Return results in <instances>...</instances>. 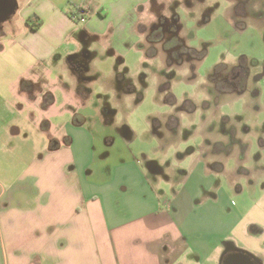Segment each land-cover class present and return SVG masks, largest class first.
<instances>
[{
	"label": "crops",
	"instance_id": "crops-1",
	"mask_svg": "<svg viewBox=\"0 0 264 264\" xmlns=\"http://www.w3.org/2000/svg\"><path fill=\"white\" fill-rule=\"evenodd\" d=\"M13 1L10 5L0 0V264H207L216 253L224 264L229 247L251 264H264L260 218L242 215L231 230L240 229L250 246L222 239L204 247L198 240L204 238L202 232L178 219L174 200L164 198L161 183H154L160 171L156 163L145 170L132 154L109 163L110 149L118 137L129 138V132L93 117L97 98L87 85L102 83L116 99L137 96L140 103L155 86L163 106L174 105L165 101V79L159 77L152 85L145 82L147 62L141 58L143 47L135 30L144 7L163 0H116L122 10L104 17L98 5L91 12L76 6L81 10L77 13L56 0H17L15 12L8 14ZM76 13L86 18L84 25ZM111 18L112 31L106 23ZM170 91L174 93L172 85ZM197 105L194 111L178 108L181 105L167 111L168 131L178 132L170 119L196 118L199 112L203 133L212 128L213 106ZM224 118L225 139L211 133L213 142L204 143V149L224 141L226 155L211 152L212 160L230 161L241 154L246 161V135L239 129L241 143L230 145L232 119ZM22 120L38 136L32 146L40 151L20 172L15 165V135L22 130L15 125ZM204 161L199 154L192 166L202 177L208 174L201 165ZM226 168L211 167V172L222 177ZM257 190L242 187L236 193L250 195L255 209L264 210V194ZM230 194L226 192L229 198ZM250 223L260 226L259 234L249 232Z\"/></svg>",
	"mask_w": 264,
	"mask_h": 264
},
{
	"label": "rangeland",
	"instance_id": "rangeland-1",
	"mask_svg": "<svg viewBox=\"0 0 264 264\" xmlns=\"http://www.w3.org/2000/svg\"><path fill=\"white\" fill-rule=\"evenodd\" d=\"M56 1L58 3L60 1L61 6L69 11H77L76 6L83 5L91 12V8L98 5L102 17L107 16L109 11L114 15L122 10L121 3L117 5L116 0ZM238 1L244 2L247 18H253L255 7L264 12V0H163L158 4L153 3L144 7L145 12L141 13L139 25L135 27L139 34V43L143 47L141 58L147 62L145 82L148 85L149 83L152 85L154 80H159V77L165 79L175 75L171 80L173 94L182 107L187 100L194 105L205 102L207 108L217 105L215 100L212 101L213 97L223 99L220 111H214L216 115L213 117L212 128L209 127L204 133L201 112L196 118L181 116L182 124L179 123L180 119L177 116L170 119L173 120L172 123L177 122L174 128L178 129V132L168 131L170 123L164 122L167 111L179 105H172L170 109H167L166 105L164 107L154 85L146 91L141 103L137 96L133 99H116L112 92L108 93L103 89L105 85L102 83L87 85L90 90L94 88L97 98L93 101L95 108L90 107L94 109L93 117L96 120L98 117L101 120H108L109 125L129 132V138L118 137L115 147L110 149L113 155L109 163L127 159L131 154L141 162L145 170L149 168L150 163H156L160 171L154 183H161L162 191L166 192L164 198L174 200V210L179 209L178 219H183L188 228L202 232L204 238L198 240L204 247L210 242L216 245L222 239H233L241 244L244 241V245L250 246V241L243 238L240 229H235V232L231 230L237 226L242 215L248 220L254 217L264 222V210L259 207L255 209L251 196L237 197L236 193L242 187L248 191L257 187L264 194V145L261 146L257 132L245 133L249 141L247 148L244 149V153H249L246 161L244 160L246 156L241 154L238 159L234 157L230 161L226 157L220 162L212 160L211 152L226 155L224 141L220 144H211L209 150L204 149V143L213 142L211 133L225 139L223 132L219 130L220 117H216L219 113L223 114L222 116L229 115L232 119L229 128H235L236 133L239 129L245 130L247 127L255 126L259 127L260 134H264V77H261L264 74V30H260L263 19L257 18L256 22L249 24L244 35L233 34L230 27L237 20V16L232 12L236 10ZM106 23L108 29L112 31L114 18L108 19ZM179 40L188 48L191 45L198 46V57L185 51ZM99 41L103 42L102 39ZM107 53L106 51L105 56H108ZM243 56L247 58L245 63H241ZM100 62L104 69L105 63ZM194 62L198 64L195 69L192 67ZM221 63H225V70L218 68ZM238 63L249 69L252 76L255 75L256 82L250 88L260 91L258 99L253 96L251 98L238 96L235 91L231 94H220L218 91L211 75L225 81L227 73ZM255 66L259 68L255 70ZM113 85L114 83H111L108 86ZM17 120L19 116L15 115V122ZM28 125L25 120L21 121V125H15L22 130L15 135L17 157L15 165L20 172L26 162L40 151L39 148L32 146L38 136L33 133L32 126ZM157 128L160 132H156ZM230 134L227 133L232 145ZM168 148L170 151L166 152ZM191 151L197 153L192 155ZM199 154L205 159L201 165H205L208 173L206 177H202L198 169L192 168ZM225 166L227 168L222 177L211 172V167ZM238 166L241 167V170L238 168L241 173L236 171ZM187 174L190 176L187 177ZM231 191L233 195L230 194ZM226 192L230 194V198ZM230 208L233 209L232 212ZM258 227L260 226L257 223L253 225L250 223L249 232L259 234ZM208 260L207 264H220L218 253L213 254Z\"/></svg>",
	"mask_w": 264,
	"mask_h": 264
},
{
	"label": "flooded vegetation",
	"instance_id": "flooded-vegetation-1",
	"mask_svg": "<svg viewBox=\"0 0 264 264\" xmlns=\"http://www.w3.org/2000/svg\"><path fill=\"white\" fill-rule=\"evenodd\" d=\"M8 1H10V5H11V0H8ZM235 9L236 10L234 12H232V14L237 16V20L230 27V28H232V33L233 34L244 35L243 33L247 31V29L249 27L248 25L249 24H253L254 21L256 22L257 18H259L260 20L263 19L262 20L263 24L260 25L261 26L260 30H264V12L262 11V9H259V8L255 7V11L253 12V18H250V17L247 18L246 15H248V13L246 12L247 9H246V6L244 5L243 1H238L237 2V6H236ZM251 19L253 20L252 22H251ZM254 19H256V20H254ZM141 29H143V28L141 27ZM179 41L184 46V44H183L184 42L182 40H179ZM197 47L198 46H192L191 45L189 48L184 46L183 49L185 51L193 54L195 57H198L199 52H198V48ZM246 60H247V58L245 56H243L242 60H241V63H245ZM195 63L196 62H194V65H192L193 69H195L197 67V65H198V64H195ZM218 68L225 70L226 69L225 63H221L218 66ZM257 68H259V66H255V70ZM227 74H228V76L225 79V81L224 80H219L217 77H214L213 75H211V78L214 80L215 84L217 85V88H218V91L220 92V94H225V93H230L231 94V93H233V91H235V92L238 93V96L248 95L250 98L253 96V97H256L258 99V97L260 96V91L258 89H254L253 90V89H251L252 87L250 88V86L255 84L254 82H256V77H255V75L252 76V72L249 71V69H245L243 64L241 65V64L238 63V65L233 66L231 68L230 72L227 73ZM174 76L175 75H173L172 77L169 76V77L165 78V80L163 81V87L166 89L165 91L168 92L166 94L165 101H168V102H170V103L175 105L176 98H175L174 94L170 91L171 85H172L171 84V80L173 78H175ZM258 76H260V75H258ZM261 77H264V74H263V76L261 75ZM213 100H215L217 102V105L216 106L211 105V106H213L212 109L215 112H216V110H218V112H219L220 111V107H221L220 103H223L222 102L223 99L221 100L220 98L213 97L212 101ZM212 101H211V103H212ZM197 106L198 105H194L190 100H187V101H185V104H184L183 108H186V109H188L190 111H192V110L194 111L197 108ZM211 106H209L208 108H211ZM178 108H182V105L179 106ZM224 121H225L224 116H221L220 120H219V122H220L219 123L220 124L219 125L220 132H225L226 131V129L224 128ZM175 123L177 125L176 121H175ZM179 123L181 124V119H180ZM245 130H242V131H244V134L245 133H249L250 131H256L257 132V136L260 137L259 138L260 144L264 145V134H260L259 127H257V128L255 126H253L252 128L251 127H247ZM230 133H231L230 134L231 142L241 143L242 139L240 137L236 136L239 133V130L236 133V129L232 128V129H230ZM220 142L221 141H217L216 144H220ZM226 253H227V255H228V253L229 254H235L236 253V249L229 247V249L227 250Z\"/></svg>",
	"mask_w": 264,
	"mask_h": 264
},
{
	"label": "water",
	"instance_id": "water-1",
	"mask_svg": "<svg viewBox=\"0 0 264 264\" xmlns=\"http://www.w3.org/2000/svg\"><path fill=\"white\" fill-rule=\"evenodd\" d=\"M18 6L17 0H14L12 2L11 9L7 11L8 14H11L15 12L16 8ZM250 262L247 260V258L241 254L236 252L235 254H229L227 255L224 264H249ZM251 264V263H250Z\"/></svg>",
	"mask_w": 264,
	"mask_h": 264
},
{
	"label": "built area",
	"instance_id": "built-area-1",
	"mask_svg": "<svg viewBox=\"0 0 264 264\" xmlns=\"http://www.w3.org/2000/svg\"><path fill=\"white\" fill-rule=\"evenodd\" d=\"M77 16H81V15L76 14L75 17H76L77 20L83 21V22L86 21V18L85 17H77Z\"/></svg>",
	"mask_w": 264,
	"mask_h": 264
},
{
	"label": "trees",
	"instance_id": "trees-1",
	"mask_svg": "<svg viewBox=\"0 0 264 264\" xmlns=\"http://www.w3.org/2000/svg\"><path fill=\"white\" fill-rule=\"evenodd\" d=\"M79 11H81V10H80V9H78L76 12L78 13ZM77 13H76V14H77ZM28 21L30 22V19H29ZM32 26H33V25H32Z\"/></svg>",
	"mask_w": 264,
	"mask_h": 264
}]
</instances>
